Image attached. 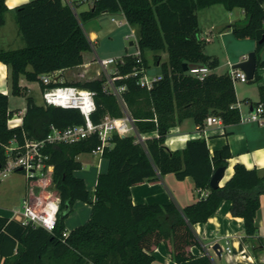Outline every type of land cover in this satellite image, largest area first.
<instances>
[{"label":"trees","instance_id":"16d2710c","mask_svg":"<svg viewBox=\"0 0 264 264\" xmlns=\"http://www.w3.org/2000/svg\"><path fill=\"white\" fill-rule=\"evenodd\" d=\"M5 2L0 0V26L5 25L4 14L8 11ZM215 5L229 12L244 11L246 21L233 23L229 29L238 40L256 42L258 69H264L260 56L264 43H259L264 37V0H94L92 8L79 13V18L63 0H30L15 7L14 18L25 46L14 50L0 47V62L10 69L12 94L24 95L27 106L22 123L10 126L15 112L9 111V96L0 91L2 145L13 139L22 143L24 136L44 139L51 125L64 129L85 123L78 109L36 105L20 86V77L39 82L44 89L41 76L83 65L84 54L92 45L81 23L119 12L131 26L139 28L141 61L125 55L116 66L120 77L116 85L127 88L124 101L138 131L156 136L146 139L143 145L134 136L113 135L103 154L109 166L98 175L94 192L75 172L83 167L78 157L91 154L101 144L100 139L93 135L75 144L49 146L46 152L54 165L53 184L61 198L55 230L51 233L0 216V264H154L153 253L161 243L175 264H213L207 255L192 253L191 249L199 245L192 226L207 223L225 201L231 202L232 216L243 219L247 237L256 236L255 218L264 196V176L238 163L224 186L212 189L213 173L227 168L233 157L229 145L213 154L205 138L189 140L183 150L172 151L165 146L170 130L187 119L199 128H204L210 117H219L227 126L241 123L240 102L230 72H213L220 61L205 53V42L199 38L198 12ZM146 51L156 53L154 64L160 66L162 77L150 90L138 83L141 71L150 68ZM160 53L167 54L166 61ZM197 66H207L211 73L199 79L190 74V69ZM136 71L139 74L133 76ZM259 80L257 70L249 82ZM63 84L96 93V110L90 117L94 124L107 117H123L117 98L104 89V77ZM63 84L52 83L50 87ZM258 90L259 101L254 105L264 106V85ZM5 161L1 148L0 166ZM167 174L180 181L191 177L208 196L182 211L174 203H133V186L157 182ZM77 202L89 204L92 214L85 224L69 232L65 221ZM66 210L69 213L64 215Z\"/></svg>","mask_w":264,"mask_h":264},{"label":"crops","instance_id":"0c3cea01","mask_svg":"<svg viewBox=\"0 0 264 264\" xmlns=\"http://www.w3.org/2000/svg\"><path fill=\"white\" fill-rule=\"evenodd\" d=\"M29 1L30 0H6L5 4L8 8L7 12L13 13L15 7ZM93 2L94 0L78 1L76 7L77 9L80 10L81 13L92 8ZM223 12H227L229 13V15L236 14L237 16L236 18H234L233 16L227 17L226 15L224 16ZM202 16H204L205 19L210 17V22L206 24L207 31H204ZM198 19H199V29H200L199 38L207 43L212 41L213 32L216 33L218 32V35H216L215 37H217V39H219L220 41L221 38L225 36V31L227 33L231 32V30L229 29V26L231 24L236 22H245L246 16L243 10H240L239 12L238 9H235L229 12L222 5H215L210 8H206L199 11ZM107 20H109L107 17H100L91 21H95V22L99 21L102 23ZM112 25H113L112 29L106 32L107 35H110L113 32V30L117 28L115 24L112 23ZM223 26L225 27L226 30L224 29ZM95 27H97L96 24ZM135 28H137L139 31V28L136 26L130 27V29L133 30H135ZM85 33L88 39L90 40L92 47L95 48L94 46L97 44L98 41L96 32L92 31L90 34H88L85 31ZM224 45L225 43H223V46ZM205 53L208 54L206 51ZM85 54H84L83 65L72 69H67L62 72H58V77H60L64 82H67L66 75H68L69 72L76 73L78 74V76L82 78H85L86 74L89 71L90 72L97 71L96 73H98L99 71L97 70L98 68H95V66L99 67L95 63V58L99 56L97 52H95L94 57H91L90 62H86ZM243 55L234 58L232 60H229L228 63L229 65L232 66H230V68L226 72H229L234 65L243 62L246 59V57H243ZM261 59L264 61L262 56ZM156 68L159 69V72L157 74H154L153 76L161 75L160 66H156ZM217 69L214 70L213 72L218 75L226 73V72L219 73ZM114 70L115 67L113 66L110 71L112 72ZM96 76H98V74ZM96 76L94 77L93 74L90 76V78L96 79L97 78ZM9 79H10L9 67L0 62V91L5 94H7L6 88L3 89L1 87L3 82ZM260 85H264V79L260 82ZM20 86L23 89L24 88L27 89V92L30 90L28 85H24L22 82ZM7 95L9 96V94ZM236 96H237V100L240 102L241 100L238 96L237 91H236ZM244 101L247 107V113L244 114V116H247L252 112L253 108L255 107L254 103L259 101V91L256 96L248 97ZM9 111L15 112L13 116L17 115V118L20 117L23 118L26 113V107L24 108V110L23 109L12 110V108L9 106ZM9 124L10 126H14L20 124V122H16V124H12L10 122ZM206 130H207V134L205 136H202L201 131H199V128L196 126L194 121L191 119H187L183 123L178 124L177 126H175L170 130L165 140V146L172 151L183 150L186 147V144L189 140L197 139V138H205L209 150L211 154H213L215 151L222 149L225 145H229L233 157L228 162V166L225 171V176L223 180L220 182V187L224 186V184L232 177L234 173V166L238 163L245 165L249 169H256L260 176H264V127H260L256 123H241L237 125H228V126L224 124H222L221 126L209 125ZM154 136H156V134H151L148 136V138ZM82 155L78 157V160L82 163V166H85L86 163L81 159ZM96 161L98 162V171L92 170L91 172L85 173V175H82L81 177L86 181L87 187L91 192L95 191L98 175L100 173L106 172L109 166V162L105 158H96ZM104 161L107 162L105 166H103ZM104 167L105 169L103 170ZM88 181L91 184V188L88 184ZM26 193H27V181L21 199L24 198ZM204 193H205L204 190L196 187L191 177H187L184 180L180 181L173 174L160 176L157 182L154 183L145 182L139 185H135L131 188L132 201L136 205L138 204L167 205L170 203H174L181 211L186 206L197 202L200 198L203 197ZM262 200H264V196L261 197V201ZM76 206L85 208L84 211L85 213L87 212V214L85 215L89 217L88 218L89 220L92 214V207L89 204L83 202H77L74 208ZM230 208H231V202L225 201L219 207L217 213L214 216H212L207 223L196 224L192 226V230L199 242L198 246H194L191 249L192 253L197 256L207 255L213 264H264L256 261V260L260 261L264 259V236L260 235L259 233L260 230L259 227L261 226V221L263 218L262 207L258 210L255 218V224L258 228V231L254 238L247 237L245 233L243 219L239 217H233ZM4 217H6V215H4ZM9 218H12V216H10ZM259 240L262 241V244H259L260 242ZM215 244H219L221 246L223 250L221 256H218L212 250V247ZM227 247L231 248L230 254L224 251V249H226ZM256 248H258V250H255ZM160 253L162 255H166L167 253L168 257H165L163 262L159 261L158 263L157 257ZM153 254L155 257L154 264H175L172 261L169 250L164 243H161L156 248Z\"/></svg>","mask_w":264,"mask_h":264},{"label":"built area","instance_id":"2783aa9c","mask_svg":"<svg viewBox=\"0 0 264 264\" xmlns=\"http://www.w3.org/2000/svg\"><path fill=\"white\" fill-rule=\"evenodd\" d=\"M77 15L76 4L82 0H63ZM102 17H107L116 25L117 28L131 27L125 15L122 12L116 14L104 13ZM120 17V18H118ZM125 39L130 41V45H136L138 52L132 56L141 61V52L139 50V38L135 30L130 29V33L125 35ZM247 59V57H246ZM123 62V57L117 58H95V63L99 66L97 78L104 77V89L107 93L113 94L123 108L124 115L121 118L107 117L99 124H94L91 121V115L96 110L95 96L96 93L92 90L78 88L76 86L64 85L65 83L58 73L43 75L40 77L45 88L42 89L45 106H54L60 108L78 109L84 117L85 123L83 125H73L64 129L50 126V131L44 139L36 140L24 136L23 142L17 139L11 140L8 144L2 145L0 149H4L6 161L3 166H0V181L9 173H21L25 176L27 181V193L21 201L19 208L12 211V219L21 222L23 225H32L34 227H41L48 232H53L57 224L58 214L60 212L61 198L59 193L55 190L53 184L54 165L50 163V155L46 152L51 145L57 144H75L89 137L96 135L101 144L92 151L91 155L96 158H103L104 149L110 146L113 135L117 134L121 137L134 136L136 142L143 144L148 139V134H141L136 125L135 119L129 113L123 94L126 91V86H117L116 80L120 79L117 76L116 66ZM111 66L115 67L114 71H110ZM142 77L139 78L138 83L141 87L150 90L153 85L162 79L161 75L146 77V71H141ZM230 75L233 81L241 83L249 82L247 75L241 70L230 69ZM211 70L207 66H197L190 69V74L203 79ZM139 71L133 73L137 76ZM127 77V76H126ZM125 77V78H126ZM60 82L63 85L50 87L52 83ZM18 120V121H16ZM23 118H17L14 115L9 123H22ZM241 123H256L260 127H264V106L259 104L255 106L250 114L241 116ZM222 120L219 117H210L207 119L204 128H199L201 135L207 134L208 125L221 126ZM19 125V124H18ZM15 126V125H14ZM208 196L205 191L203 197ZM63 237H68L65 232ZM223 251V250H222ZM224 251L231 253V248L227 247ZM264 263V259L258 261Z\"/></svg>","mask_w":264,"mask_h":264},{"label":"rangeland","instance_id":"374dc122","mask_svg":"<svg viewBox=\"0 0 264 264\" xmlns=\"http://www.w3.org/2000/svg\"><path fill=\"white\" fill-rule=\"evenodd\" d=\"M240 10L241 9H238L239 12ZM76 12H77V17L79 18L78 14L80 13V10L76 8ZM223 14L224 16L226 15L227 17L233 16L234 18H236L237 16L236 14L229 15V13L227 12H223ZM4 18L6 23L5 25L0 26V47L5 50H14V49L23 48L25 46V41L19 32L18 26L14 18V12L13 13L6 12L4 14ZM208 22H210V17L205 19L204 16H202L204 31H207L206 24H208ZM95 24L97 25V27H95ZM81 26L84 29V31H86L88 34H90L92 31L96 32L98 38L97 44L94 46L95 48L92 47L90 51L86 52L85 54L86 62H90L91 57L95 56V52H97L100 58H117V59L125 55H134L138 52V48L136 47V45L131 46L130 41L125 39V35L130 33L129 27L116 28L113 30V32L110 35H107L106 32L111 30L113 27L110 19L102 23L99 21L96 22L90 21L85 24L81 23ZM135 30L137 31V36H138L139 31L137 28H135ZM212 35H213L212 41L207 43L205 42L204 51H206L208 54L217 56V58L220 61V65L217 69L219 73L226 72L230 68V66H232L229 65L228 63L229 60L240 57L243 54H244L243 57H248V55L251 52H253L256 48V42L254 40L251 39L238 40L234 37L232 32L227 33L225 31V36H223L220 41L219 39H217V37H215L216 35H218V32L217 33L213 32ZM223 43H225L224 46ZM160 55L162 61H165L167 59L166 53H160ZM145 56L149 62V65L151 66L146 71L145 75L146 77L151 78L154 74H157L159 72V69H157L156 65L154 64L155 53L152 51H146ZM261 56L264 59V48L261 52ZM112 67L113 66H111L109 70H111ZM95 68H98L97 70H99V67L95 66ZM96 72L89 71L86 74L85 78L78 76V74L76 73L69 72L68 75H66L67 82L78 83V82L91 80L90 76L94 74L95 77L97 75ZM258 74L260 76V80L257 82L254 83H250V82L241 83L239 81L234 82L235 89L241 100L239 107L241 108V113L243 115L247 113V107L244 100H246V98L248 97L257 95L259 91L258 88L260 82L264 79V69L263 68L258 69ZM21 82L24 85H28L30 89L27 92V89L24 88L27 97H32L36 105L45 106L42 87L40 83L30 82L26 79L25 76L20 77L19 84H21ZM1 88L3 89L6 88L7 94H9V106L12 108V110L14 109L24 110V108L26 107V97L24 95L15 96L12 94V84L10 79L4 81ZM208 126H206V128ZM81 159L86 163V165L83 166L81 170L76 172V176L82 177V175H85V173L91 172L92 170L98 171V162L96 161V157L90 154H83L81 156ZM106 163L107 162L104 161L103 166H105ZM104 169L105 167L103 168V170ZM88 184L91 188V184L89 181ZM25 185H26V178L21 173L18 172L9 173L5 177H2L0 183V214L3 215L0 216L6 215V217H10L13 215L12 211L20 207L22 201L21 197L24 192ZM261 207H262L263 218L261 221V226L259 227L260 229L259 233L260 235L264 236V200L261 201L260 208ZM84 209L85 208H81L80 206H76L73 209L72 213L65 221L67 231L70 232L73 229L77 228L80 225L85 224L88 221L89 217L85 215L87 214V212L85 213ZM255 250H258V248H256ZM165 257H168L167 253L166 255H162L160 253L157 257L158 258L157 262L158 263L159 261L163 262Z\"/></svg>","mask_w":264,"mask_h":264},{"label":"water","instance_id":"95a60500","mask_svg":"<svg viewBox=\"0 0 264 264\" xmlns=\"http://www.w3.org/2000/svg\"><path fill=\"white\" fill-rule=\"evenodd\" d=\"M1 9V4H0ZM260 44L264 43V37L259 41ZM187 70V67H185ZM234 70H241L244 72L248 80L251 81L254 79V76L258 70V58L255 51L251 52L247 59H245L243 62H240L232 67ZM226 167L218 168L212 175L210 180V187L212 189H217L220 187V182L223 180L225 176ZM69 213V210L64 211V215H67ZM212 250L218 255L221 256L222 248L219 244H215L212 247Z\"/></svg>","mask_w":264,"mask_h":264}]
</instances>
